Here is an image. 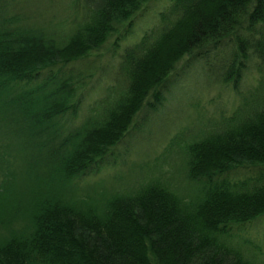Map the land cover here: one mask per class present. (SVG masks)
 Returning a JSON list of instances; mask_svg holds the SVG:
<instances>
[{"label": "trees", "instance_id": "16d2710c", "mask_svg": "<svg viewBox=\"0 0 264 264\" xmlns=\"http://www.w3.org/2000/svg\"><path fill=\"white\" fill-rule=\"evenodd\" d=\"M30 4L0 0V137L28 148L56 197L16 213L0 264H264L245 226L264 219V0H76L68 20L48 0L43 21ZM195 66L237 105L169 149L185 146L184 190L156 178L103 197L61 192L121 165L127 138ZM251 67L257 85L241 88Z\"/></svg>", "mask_w": 264, "mask_h": 264}, {"label": "rangeland", "instance_id": "374dc122", "mask_svg": "<svg viewBox=\"0 0 264 264\" xmlns=\"http://www.w3.org/2000/svg\"><path fill=\"white\" fill-rule=\"evenodd\" d=\"M75 1L55 0L57 2L55 10L64 20L73 16ZM47 3L48 0H32L30 4L35 10V16L41 21L50 19V14H53L45 10ZM159 10L160 6L139 25L135 36L123 44L122 52L126 45L139 39L145 29L156 22L155 14ZM203 72V67L195 66L187 74L179 77L171 94L167 95L165 107L153 112L154 117L149 124H145L140 132H132L127 138L125 143L127 149L121 154V165L105 168L85 181L66 185L61 192L72 186L73 191H68V194L85 197L94 194L103 197L113 191L125 190L139 181L145 182L147 179L156 178L170 179L174 181L173 184L184 190L187 181L183 178L184 172L178 174V167L183 162L182 153L185 146L177 147L171 157L168 156L170 148L178 143L180 134L194 133L203 119L211 116L217 118L221 113L228 114L237 105L230 87L225 88L216 81L203 77ZM257 77V70L251 67L242 79L241 88L250 89L252 85L256 86ZM30 159L27 147L11 140L1 141L0 137V239L23 227V218L17 217L16 213L25 212V206L40 192L50 189L48 194L56 197L52 178L41 182L36 174L30 173V171L35 173ZM245 226L247 231L251 232L253 240L264 247V219L259 223ZM237 232L238 227L235 228V234Z\"/></svg>", "mask_w": 264, "mask_h": 264}]
</instances>
